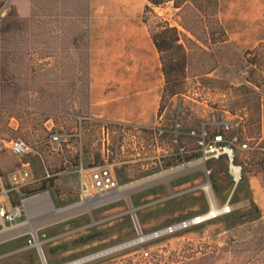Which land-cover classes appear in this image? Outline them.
Segmentation results:
<instances>
[{
  "label": "rangeland",
  "instance_id": "374dc122",
  "mask_svg": "<svg viewBox=\"0 0 264 264\" xmlns=\"http://www.w3.org/2000/svg\"><path fill=\"white\" fill-rule=\"evenodd\" d=\"M54 1L6 0L0 27L11 8L23 20L50 12L74 14L68 0L58 8ZM85 4L83 12L90 16L88 97L83 81H78L83 48L76 49L70 38H54L58 24L51 17H40L45 21L40 30L47 31L41 37L11 32L3 41L0 34V139H22L40 155L18 158L5 153L0 158L14 172L26 162L28 168L68 169L52 177V185L46 184L44 190L38 182L25 192L26 201L42 195L47 201H25L23 219L0 228V264H69L140 239L81 264L137 263L168 258L173 252L180 256L174 262L167 260L169 264H244L249 254L242 253L243 242L260 238L264 245V83L254 87L255 94L236 88L247 84L245 51L264 43V0H218V19L227 40L197 44L210 54L203 57L215 60V69L199 74L203 58L194 55L183 94L161 104L170 118L180 106L185 133L181 141L197 157L190 162L176 158L164 168L139 160V135L123 139L111 128L108 135L102 129L113 123L109 119L125 111L133 116L137 110L132 124L156 126L157 119L148 125L146 111L157 100L159 112L164 79L142 22L146 0H85ZM155 12L172 22L170 6ZM222 114L240 122L243 137L251 139L250 151L235 153L234 166L241 167L239 181L230 175L227 160H202L191 135L202 125L209 129L211 118L220 120ZM55 133L61 135L60 144L50 143ZM97 166H107L116 182L115 194L99 205L94 204L99 196L81 198L75 172ZM19 200L14 195L13 202ZM195 217L206 219L156 236Z\"/></svg>",
  "mask_w": 264,
  "mask_h": 264
},
{
  "label": "trees",
  "instance_id": "16d2710c",
  "mask_svg": "<svg viewBox=\"0 0 264 264\" xmlns=\"http://www.w3.org/2000/svg\"><path fill=\"white\" fill-rule=\"evenodd\" d=\"M5 1L0 0V10ZM61 1L55 0L54 7H61ZM68 1L73 7L71 8L75 11L74 14L72 12H50L41 16L32 15V17L23 20L19 19L17 12L14 8H11L2 21L0 34L2 40L7 38L6 35L11 32L41 37L47 31L43 33V30H40V24L45 22L40 21V17H51L53 22L58 24V27L54 28V38H70L71 44L75 45L76 49L83 48V51L79 52L78 57V81H83L82 88H84V94L88 97L90 16L89 12H83L87 11L88 5L85 4V0ZM166 6H170L174 11L172 22L161 18L155 12V8H164ZM218 7V0H146L142 13V22L146 26L149 37L158 54L164 79L160 105L165 98L183 94L190 59L194 55H199L203 58V63L197 68L199 74L205 76L215 69V60L203 57L210 56V54L197 44L201 43L203 46L216 45L223 44L227 40L226 31L218 19ZM189 46H193V48ZM244 58L246 62L244 67L248 73L247 79H245L247 84L239 86L236 90L255 94L254 87L259 88L264 83V43H260L252 50L245 51ZM163 109V105H161L158 116ZM195 157L197 156L190 154L186 156L185 162H190ZM224 159L226 161V158L216 161ZM52 182L51 178H47L45 182H42L39 189L44 190L46 184L51 186ZM30 189L31 186H26L21 189V193L24 195L25 192H31ZM32 191L34 190L32 189ZM240 246L245 248L242 253L247 250L249 254L248 261L244 264H264V245L261 244L260 238L243 242ZM178 256L180 255L173 252L171 257L168 258L163 256L152 257L151 260H141L137 263L125 260L122 264H169L167 260L174 262L173 260H176Z\"/></svg>",
  "mask_w": 264,
  "mask_h": 264
},
{
  "label": "built area",
  "instance_id": "2783aa9c",
  "mask_svg": "<svg viewBox=\"0 0 264 264\" xmlns=\"http://www.w3.org/2000/svg\"><path fill=\"white\" fill-rule=\"evenodd\" d=\"M180 111L179 106L177 111H174L175 116L170 118L166 115L167 108H164L157 117L156 126L149 129L137 128V126L125 123L104 124L102 129L108 135L111 128L113 133L123 139L127 137L136 139V135H139L140 144L136 149V156L139 160L148 161L153 168H164L167 163L173 162L176 158L185 162L186 156L190 155L185 144L181 141V135H185V133L181 130L183 123L180 121ZM207 125L209 129L205 127L206 125H202L197 134L191 130V135L196 137V152L204 161L226 158L228 170L232 176L230 170L231 167H234L236 151H250L249 142L251 139L243 137L240 122H236L234 118L229 119L227 114H222L220 120L213 116ZM60 141L61 135L55 133L51 137L50 143L60 144ZM174 146L177 147L176 151L173 150ZM261 150L264 151V149ZM5 153L18 158L27 157L30 154L40 156L29 143L22 139H0V156ZM26 168L28 165L22 170L8 174L7 178L0 170V228L13 226L24 217V202L26 200L23 199L21 189L33 185L34 182L32 173ZM238 169L240 174L241 167L238 166ZM47 178H49L48 175ZM115 189L116 182L108 167L97 166L89 169V180L81 184L80 196L83 200L102 197ZM14 195L20 198L18 203L13 202ZM203 221V218L195 217L192 220L171 226L156 236L175 233L190 226L199 225Z\"/></svg>",
  "mask_w": 264,
  "mask_h": 264
},
{
  "label": "crops",
  "instance_id": "0c3cea01",
  "mask_svg": "<svg viewBox=\"0 0 264 264\" xmlns=\"http://www.w3.org/2000/svg\"><path fill=\"white\" fill-rule=\"evenodd\" d=\"M158 109H159V104H158L157 100L155 101L153 106L152 105L149 106L148 110L146 111V115H147V119H148V121H147L148 125H151L154 121H156V119L158 117ZM138 112L139 111L137 110L133 114V116H131L125 111L123 113V115H121L119 118L109 119L108 121H111L113 123H125V124L134 125L130 122V118H137L139 116ZM143 127H148V126H143ZM6 165H7V162L3 158H0V170H1L2 174L5 176V178H7L8 174L14 172V171H12L13 168H6L7 167ZM26 165H28V167H29L30 163L26 162V163L22 164V168H19L16 171L24 169V167ZM26 169H28L32 173L31 174L32 180H34L33 185H35L38 182H43V181L45 182L47 180V175L49 176V178H52L54 176L61 175V173H63V172L68 171V169H67L66 171L54 172L53 168H26ZM75 172L78 174V176H77L78 177V183H77L78 186L77 187L80 190L81 184L83 182H88V180H89V169L85 170L84 168H81V169L76 168ZM85 174H88V176H86Z\"/></svg>",
  "mask_w": 264,
  "mask_h": 264
},
{
  "label": "bare ground",
  "instance_id": "6f19581e",
  "mask_svg": "<svg viewBox=\"0 0 264 264\" xmlns=\"http://www.w3.org/2000/svg\"><path fill=\"white\" fill-rule=\"evenodd\" d=\"M230 172H231L233 178L235 179V181H239V176L240 175H239L238 167H235V166L231 167ZM113 194H115V191H112L110 194H108L106 196L99 197L96 201H94V204H98L99 205L100 203L108 201L111 198V196H113ZM42 200L47 201V196L46 195H42V196H39V197H37L35 199H32L31 201H26L25 203L39 202V201H42ZM215 214L216 213L210 212L209 216L215 217L216 216ZM203 219H206V218H203Z\"/></svg>",
  "mask_w": 264,
  "mask_h": 264
},
{
  "label": "water",
  "instance_id": "95a60500",
  "mask_svg": "<svg viewBox=\"0 0 264 264\" xmlns=\"http://www.w3.org/2000/svg\"><path fill=\"white\" fill-rule=\"evenodd\" d=\"M142 240H143V239H140V240H138V241H135V242H132V243H128V244L123 245V246H120V247H118V248H115V249H112V250H109V251H106V252H103V253H100V254H97V255H94V256L88 257V258H84V259H81V260H77V261L72 262V263H69V264H79V263L81 264V263H84V262H86V261H90V259H93V258H95V257H98V256H101V255L107 254V253H109V252H112V251H115V250H118V249L124 248V247H126V246L132 245V244H134V243H136V242H139V241H142Z\"/></svg>",
  "mask_w": 264,
  "mask_h": 264
}]
</instances>
